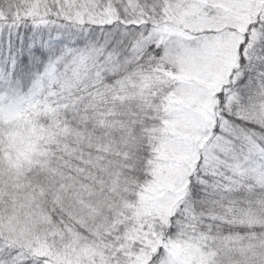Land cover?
I'll use <instances>...</instances> for the list:
<instances>
[{"label":"snow or ice","instance_id":"6c2138e0","mask_svg":"<svg viewBox=\"0 0 264 264\" xmlns=\"http://www.w3.org/2000/svg\"><path fill=\"white\" fill-rule=\"evenodd\" d=\"M0 264H264V0H0Z\"/></svg>","mask_w":264,"mask_h":264}]
</instances>
